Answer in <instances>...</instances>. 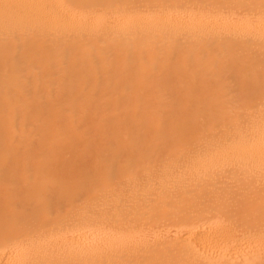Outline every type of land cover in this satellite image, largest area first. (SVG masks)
Listing matches in <instances>:
<instances>
[{
	"label": "bare ground",
	"instance_id": "obj_1",
	"mask_svg": "<svg viewBox=\"0 0 264 264\" xmlns=\"http://www.w3.org/2000/svg\"><path fill=\"white\" fill-rule=\"evenodd\" d=\"M232 6L264 12L0 0V264H234L242 241L264 248L248 178L264 171V20ZM160 219L182 240L145 234Z\"/></svg>",
	"mask_w": 264,
	"mask_h": 264
},
{
	"label": "rangeland",
	"instance_id": "obj_2",
	"mask_svg": "<svg viewBox=\"0 0 264 264\" xmlns=\"http://www.w3.org/2000/svg\"><path fill=\"white\" fill-rule=\"evenodd\" d=\"M233 7V6H232ZM232 7H230L229 9L231 10V12L229 13V10H227V12L230 14V16L232 15V16H234V15H237V16H247V18L249 17V19L250 20H252V19H254L255 21H260V20H264V12H260V11H251L250 12V10H248V12H247V10L245 11H242L241 9V11L240 10H238L239 9V7H237V6H234L233 7V9H231ZM151 8H153V6L151 7ZM200 8V10H199V12L200 13H204V11L201 9V8H203V7H199ZM233 10V11H232ZM245 12H247V13H245ZM255 12H257V13H255ZM231 16V17H232ZM234 17H236V16H234ZM253 20V21H254ZM246 37V35L244 36V38ZM223 168H225V170H223L222 169V171H223V173H222V171H221V178H220V180H219V184H220V186H224V184H226L225 186H227V184H228V188L230 187V188H233L234 186V188H233V190L234 189H236V185H238V187L240 188L241 187V185L239 184V181H237V179H234V177H231V174H232V172H231V169L229 170V168L227 169L226 167H223ZM227 170H229V171H227ZM225 172V173H224ZM228 174H227V173ZM234 172V171H233ZM264 172V171H263ZM262 171H261V173L263 174H260L259 172H258V175H257V172H254V174L253 175H249L248 176V178H250V176H251V178L253 177V176H255V178L253 177L252 179H253V181H254V183L252 182V186H253V184H254V186L256 187V188H258L259 186V189H257V190H259V191H256L255 189V187H254V190L256 191V192H261L262 190H264V173H263ZM253 173V172H252ZM256 173V174H255ZM239 176H241V173L240 174H238ZM260 175V176H259ZM228 177V178H227ZM261 177H263V179L261 178ZM259 178H260V180H259ZM256 179L261 183H259L258 181H256ZM226 180V181H225ZM232 181V182H231ZM234 181H235V183H236V185H235V183H234ZM255 181H256V185H255ZM238 183V184H237ZM259 186H258V185ZM234 185V186H233ZM232 186V187H231ZM237 187V188H238ZM238 188V189H239ZM263 192V191H262ZM216 218V217H215ZM210 219H212V220H215L214 219V217H210V218H203V219H201L200 221H201V224H203V225H205L204 223H205V221L207 220V221H209ZM162 220V221H161ZM164 220V221H163ZM211 220V221H212ZM159 221V220H158ZM158 221H156V223H158ZM166 219H160V222L158 223V224H156V223H154V224H152V225H149V227L147 226V231L145 230V234H147V235H153V234H155V235H157V237H162L163 238V240H165V239H167L168 241H169V239L171 240V236H172V240L174 239V237L173 236H175L176 234H178V235H176L177 237H179L178 239H176V237H175V239L176 240H179V241H181L182 240V238L181 237H183L182 235L184 234L183 232V230H182V233L180 232L181 230H180V228H177V226H174V225H172V223L171 222H169V221H167ZM169 223H171V224H169ZM158 225H159V227H158ZM165 225V226H164ZM203 225H201V228L203 227ZM151 226H154V228H152ZM168 226V227H167ZM205 227V226H204ZM159 228H160V231H159ZM177 228V229H176ZM158 229V230H157ZM162 229V230H161ZM175 229V230H174ZM153 230V231H152ZM156 230V231H155ZM180 230V231H179ZM159 231V232H158ZM177 231H179L180 233H181V236H180V233H178ZM177 232V233H176ZM160 233V234H159ZM163 234V235H162ZM174 234V235H173ZM93 236V240H92V237H90V239H91V241H93L94 242V240H96L97 238V236H98V234L96 235V236H94V234H92ZM166 235H167V237H169V238H167L166 237ZM95 237V238H94ZM164 237H166V238H164ZM152 239H154V238H151V241H152ZM243 239H241L240 241H242ZM243 243V241L241 242V250H240V247H239V249H238V251H240V252H238V255L236 256V253L237 252H234V251H231V254L233 253V255L231 256V257H233V258H231L230 257V254L229 255H227V257H228V259H229V261H231V263H234V264H251V263H253L255 260H257V258H258V256L259 255H262L263 254V252H264V248H263V246H261V249H259V245L260 244H257V242L255 243V241H252V242H250L249 244L248 243H246L245 241H244V243ZM247 244V246L249 245V247H251V245H252V247L251 248H247V246H245L246 244ZM253 244H255L254 245V248H253ZM243 245H244V247H243ZM258 246V247H257ZM224 247V246H223ZM225 247H227V245L225 246ZM245 248V249H244ZM256 248H258V249H256ZM215 250H217V249H215ZM215 250H213L212 249V251H211V253H212V255L213 256H215V255H217V252L218 251H215ZM261 250H262V252H261ZM244 251V252H243ZM216 253L215 255L213 254V253ZM230 253V252H229ZM241 253V254H240ZM234 254H235V256L237 257H235L234 256Z\"/></svg>",
	"mask_w": 264,
	"mask_h": 264
}]
</instances>
